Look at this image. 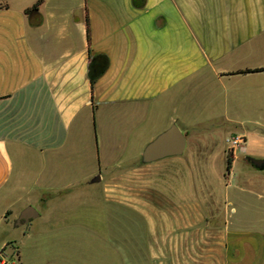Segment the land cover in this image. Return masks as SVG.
<instances>
[{
    "label": "crops",
    "instance_id": "crops-1",
    "mask_svg": "<svg viewBox=\"0 0 264 264\" xmlns=\"http://www.w3.org/2000/svg\"><path fill=\"white\" fill-rule=\"evenodd\" d=\"M258 69L264 0H0V249L23 264H264V72L243 73ZM172 126L186 147L163 163L189 187L165 184L157 207L127 193L144 221L134 252L91 248L96 231L65 219L68 190L142 168ZM236 135L231 170L199 188L192 170L214 166L217 137L227 170ZM28 207L39 216L21 225Z\"/></svg>",
    "mask_w": 264,
    "mask_h": 264
},
{
    "label": "rangeland",
    "instance_id": "rangeland-1",
    "mask_svg": "<svg viewBox=\"0 0 264 264\" xmlns=\"http://www.w3.org/2000/svg\"><path fill=\"white\" fill-rule=\"evenodd\" d=\"M157 137L151 135L149 139L153 141ZM216 139L219 150L214 154L216 156L214 166L210 170H192L193 175H197L198 172L199 188L204 189L202 180L205 181L207 177L220 178L221 173H227L226 162L220 152L221 137ZM161 162L158 163L159 165L156 163L146 164L142 168L134 170L126 168L94 170L90 180L92 182L97 176H101L100 183L91 186L79 185L67 192L71 194V197L64 201L62 208L67 212L65 219L68 220V224L84 225L87 229L96 231L95 233L86 232L87 241L92 242L91 248L94 242L107 241L111 242V245L116 243L119 248L124 250L126 246L132 248L134 252L136 242H139L135 228L143 226L144 221L135 215L126 217L127 193L134 192L135 195L140 196V199L144 195L147 204L157 207L159 189L163 188L165 184L166 187L174 190L182 189L183 186L189 187V179L186 178L187 169L175 170L163 163L166 160ZM149 199L152 200V203ZM108 228L111 230L110 233L106 232ZM16 234L18 231L13 232V235ZM102 253L105 251L102 250ZM43 254H45L44 249Z\"/></svg>",
    "mask_w": 264,
    "mask_h": 264
},
{
    "label": "water",
    "instance_id": "water-1",
    "mask_svg": "<svg viewBox=\"0 0 264 264\" xmlns=\"http://www.w3.org/2000/svg\"><path fill=\"white\" fill-rule=\"evenodd\" d=\"M186 147V138L177 126H172L167 131L153 140L143 152V162L151 164L170 157L183 155ZM252 164L258 169H264V160L251 159ZM101 176H97L92 183H100ZM37 211L28 207L20 217V224L29 222L31 219L38 217Z\"/></svg>",
    "mask_w": 264,
    "mask_h": 264
},
{
    "label": "built area",
    "instance_id": "built-area-1",
    "mask_svg": "<svg viewBox=\"0 0 264 264\" xmlns=\"http://www.w3.org/2000/svg\"><path fill=\"white\" fill-rule=\"evenodd\" d=\"M247 140L243 136H233L228 141L229 151L235 152L246 144ZM0 264H23L21 253L18 246L14 243H9L0 249Z\"/></svg>",
    "mask_w": 264,
    "mask_h": 264
},
{
    "label": "trees",
    "instance_id": "trees-1",
    "mask_svg": "<svg viewBox=\"0 0 264 264\" xmlns=\"http://www.w3.org/2000/svg\"><path fill=\"white\" fill-rule=\"evenodd\" d=\"M26 12H27V14H29L30 10H27ZM86 23H87V32L89 34V30H88V17H86ZM251 72H264V69H258V70H255V71H246V72H243V73H251ZM232 159H233V152L229 151L228 152V167H227V172H229L231 170V168H232V161H233Z\"/></svg>",
    "mask_w": 264,
    "mask_h": 264
}]
</instances>
